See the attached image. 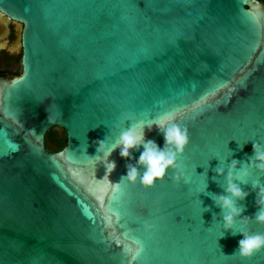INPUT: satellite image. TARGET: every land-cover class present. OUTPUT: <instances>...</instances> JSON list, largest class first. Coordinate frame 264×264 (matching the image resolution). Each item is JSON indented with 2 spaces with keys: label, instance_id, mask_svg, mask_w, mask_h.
<instances>
[{
  "label": "water",
  "instance_id": "obj_1",
  "mask_svg": "<svg viewBox=\"0 0 264 264\" xmlns=\"http://www.w3.org/2000/svg\"><path fill=\"white\" fill-rule=\"evenodd\" d=\"M11 22L22 71L0 76V264H264V248L231 255L242 236L218 239L220 209L197 193L205 171L207 192L223 191L221 158L247 162L264 145L263 3L0 0V32ZM169 117L188 134L178 168L129 181L142 148L121 158L120 134L144 125L163 148L147 125ZM55 128L59 151L46 146ZM180 169L191 183L173 179ZM250 185L242 216L257 210ZM234 231L264 223L237 219Z\"/></svg>",
  "mask_w": 264,
  "mask_h": 264
},
{
  "label": "clouds",
  "instance_id": "obj_2",
  "mask_svg": "<svg viewBox=\"0 0 264 264\" xmlns=\"http://www.w3.org/2000/svg\"><path fill=\"white\" fill-rule=\"evenodd\" d=\"M171 118L161 119L156 124H149V130L155 126L163 130L164 147L158 146L155 141L147 140L144 135L145 126H130L123 131L119 136V144L112 148V151L119 148L121 158H131V151L137 147L142 148L140 155L136 158L135 164L126 166L124 176L129 181L134 182L139 176L141 183L145 186H151L157 179H162L169 169H176L177 156L182 154L188 144L187 129H181L174 123L168 126ZM243 144H238L240 149ZM98 149L106 148L104 140L97 141ZM253 154L248 158L247 162L230 159L225 164L223 158L219 160L220 166L214 169L216 177H223V191L220 193L207 192V172L201 175L202 182L197 188L198 194L208 195L213 204L220 209L221 233L218 237L224 238L225 233L230 231L233 236L239 234L242 236L237 242V247L231 255L238 253L241 257L251 256L255 251L264 248V234H246L244 232L234 231V225L237 219L255 218L256 222L264 223V183L260 182L259 178H252V172L255 170L259 173H264V145L252 143ZM111 152L107 153V163L111 169H115V161L109 160ZM228 155H232V150H228ZM143 169L141 174L140 169ZM177 182L183 181L185 184L191 183L189 175L180 169L178 174L173 177ZM215 179V178H214ZM251 179V189L256 193V212L252 216H242L245 211L244 206L238 204V201H243L249 193L244 190L242 185L248 183ZM200 202V201H199ZM201 203V202H200ZM202 213L209 211L208 208H201ZM201 213V216H202ZM221 250V249H220ZM222 252V250H221ZM223 253V252H222ZM224 254V253H223ZM225 255V254H224ZM225 255V256H231Z\"/></svg>",
  "mask_w": 264,
  "mask_h": 264
},
{
  "label": "flooded vegetation",
  "instance_id": "obj_3",
  "mask_svg": "<svg viewBox=\"0 0 264 264\" xmlns=\"http://www.w3.org/2000/svg\"><path fill=\"white\" fill-rule=\"evenodd\" d=\"M264 4V0H259ZM18 29L15 22H11L6 33L0 32V76L1 75H17L22 71V50L17 48ZM21 67V71L17 72L13 68ZM51 136L46 135V142ZM64 138L65 136H61Z\"/></svg>",
  "mask_w": 264,
  "mask_h": 264
},
{
  "label": "trees",
  "instance_id": "obj_4",
  "mask_svg": "<svg viewBox=\"0 0 264 264\" xmlns=\"http://www.w3.org/2000/svg\"><path fill=\"white\" fill-rule=\"evenodd\" d=\"M48 134L50 136H53L52 141L55 143V146H51L48 143L49 140L46 142V146H47V148L49 150H51V151H59V150L63 149L66 146V144H67L66 137L61 138L58 135L56 136V134H54V132L52 130Z\"/></svg>",
  "mask_w": 264,
  "mask_h": 264
},
{
  "label": "rangeland",
  "instance_id": "obj_5",
  "mask_svg": "<svg viewBox=\"0 0 264 264\" xmlns=\"http://www.w3.org/2000/svg\"><path fill=\"white\" fill-rule=\"evenodd\" d=\"M21 50V49H20ZM15 71H17V72H20L21 71V67H14L13 68ZM53 132H54V134H56V136L58 135V136H64L65 134H64V131L63 130H61V129H58V128H55V129H53L52 130ZM52 138H53V136H51L50 138H49V141H48V143L51 145V146H55V143L52 141Z\"/></svg>",
  "mask_w": 264,
  "mask_h": 264
}]
</instances>
